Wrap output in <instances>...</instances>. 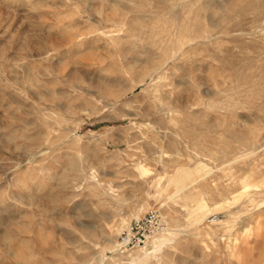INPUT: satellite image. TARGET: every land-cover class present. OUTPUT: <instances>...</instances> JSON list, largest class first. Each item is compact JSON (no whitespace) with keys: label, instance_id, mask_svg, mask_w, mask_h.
<instances>
[{"label":"rangeland","instance_id":"rangeland-1","mask_svg":"<svg viewBox=\"0 0 264 264\" xmlns=\"http://www.w3.org/2000/svg\"><path fill=\"white\" fill-rule=\"evenodd\" d=\"M0 264H264V0H0Z\"/></svg>","mask_w":264,"mask_h":264},{"label":"built area","instance_id":"built-area-1","mask_svg":"<svg viewBox=\"0 0 264 264\" xmlns=\"http://www.w3.org/2000/svg\"><path fill=\"white\" fill-rule=\"evenodd\" d=\"M215 216H212L210 220H214ZM159 215L155 210H150L145 214V218L137 219L134 222L128 224L122 235V240L119 245L124 246L125 249H131L139 246L145 241L148 231H158L161 227L157 225Z\"/></svg>","mask_w":264,"mask_h":264},{"label":"bare ground","instance_id":"bare-ground-1","mask_svg":"<svg viewBox=\"0 0 264 264\" xmlns=\"http://www.w3.org/2000/svg\"><path fill=\"white\" fill-rule=\"evenodd\" d=\"M182 173H184L186 176L189 174V172L188 171H184V170H182L181 171V173H179V175L177 176V179H179L178 177L180 176V174H182ZM183 175V174H182ZM193 182V181H192ZM206 206L203 204V203H200L199 204V208L200 209H204ZM163 241H165V238L164 237H162V238H160V239H158V244H160V243H162ZM156 242H157V240H156ZM143 247V246H142ZM145 247H147V246H145ZM141 248V247H140ZM143 251V250H142ZM144 257V256H143ZM145 261V260H144ZM139 262V261H138ZM141 263V262H140Z\"/></svg>","mask_w":264,"mask_h":264}]
</instances>
